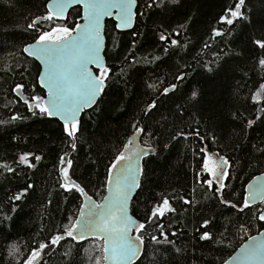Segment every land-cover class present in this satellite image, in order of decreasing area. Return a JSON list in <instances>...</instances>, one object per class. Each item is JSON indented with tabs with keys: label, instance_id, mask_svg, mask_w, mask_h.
I'll use <instances>...</instances> for the list:
<instances>
[{
	"label": "snow or ice",
	"instance_id": "snow-or-ice-1",
	"mask_svg": "<svg viewBox=\"0 0 264 264\" xmlns=\"http://www.w3.org/2000/svg\"><path fill=\"white\" fill-rule=\"evenodd\" d=\"M0 2L8 7L14 6V0ZM41 7L42 13L26 17L24 27L14 30L27 35L22 46L13 44L10 48L0 49L7 53L0 59V73L3 74L0 78L4 83L9 79L12 81L4 99L0 100V111L7 113L6 119H0V125L9 126L27 120L55 123L65 148L58 163L54 164L57 194L62 196L65 204L71 203L73 197L80 203L74 210L66 212V222L55 225L54 231L42 225L39 232L28 240L9 237L11 242L0 244V264H48L45 258L57 254L67 258L65 264H76L81 251L87 264H144L150 246L154 253L162 250L167 254L160 264H172L174 254L187 264L193 257L187 256L186 249L177 244L184 235L183 231H170L171 221L167 224L164 221L177 212L176 203L182 209L200 203L194 195L197 188L202 190L205 200H214L221 207L234 210L237 216L243 214L248 219L233 224L235 233L224 227L217 238V233L212 231L220 227L215 216H202L194 228L193 238L225 248H232L234 239H238L235 254L221 258L219 264H264V230H261L264 229V139L253 143L247 135L248 130H254L258 123L264 124V34L250 41L253 50H258L251 64L252 74L243 70L238 78L232 77L236 81L232 94L239 106L233 105L226 116L230 122L242 125L243 133L235 144L225 145L223 138H218L215 133L211 136L202 133L201 120L188 112L189 104L195 106L199 103L202 95L199 88L185 91L188 99L185 104L175 105V111L170 112L171 121L163 115L156 120L164 99L171 100L176 96L193 75L190 71L192 64L178 63L176 71L171 73V81L167 76H157L155 81L147 83V88L155 95L139 108V117H134L129 125L130 133L119 147L114 148L105 165L99 190L90 194L89 185L74 178V154L81 150L82 114L91 110L88 113L91 119L93 113L99 112V102L107 94L110 82L123 83L127 90L129 69L139 65L159 66L177 51H192L187 22L178 23L176 27L163 23L168 13L185 7L184 0H44ZM247 13V0H233L225 7L217 20L219 27L211 29L210 37L193 56L196 68L212 77L227 74L230 58L243 55L234 51L230 40L238 24L252 23ZM145 16L161 18L154 30L159 54L151 51L137 57L134 52L136 38L144 33L134 29ZM106 20L112 21L115 32L131 31L133 36L132 50L123 56V66L118 71L107 62ZM112 40L113 50L119 48L117 38ZM221 43L224 47L214 49V45ZM209 51L211 59H204ZM9 58L11 63L7 62ZM256 76L259 78H254ZM244 91L247 95L241 99ZM179 98L183 99V96ZM21 105L27 115L21 113ZM186 115L192 116L195 127L188 125ZM181 124L185 126L181 127ZM181 140H194L198 145L192 147L189 164L195 186L188 195L159 193L160 199L146 209L142 218H138L133 213L132 201L138 190H143L142 178L146 171L142 162L163 154ZM209 144L217 145V148L211 150ZM227 147H231L233 153H247L248 158L225 153ZM44 159L42 154L21 152L11 160L0 162V176H19L23 169L35 170ZM245 168L252 174L241 185L242 190L237 191L232 181L239 178L236 172L242 173ZM34 187L29 182L10 195L6 194L9 210L4 212L0 208V235L6 229L14 228L13 214ZM94 195L100 199H94ZM52 203L49 199L47 206ZM257 225V234L252 235L251 229ZM61 249L64 250L61 252ZM149 264H158L155 255Z\"/></svg>",
	"mask_w": 264,
	"mask_h": 264
},
{
	"label": "trees",
	"instance_id": "trees-1",
	"mask_svg": "<svg viewBox=\"0 0 264 264\" xmlns=\"http://www.w3.org/2000/svg\"><path fill=\"white\" fill-rule=\"evenodd\" d=\"M233 0H184L185 7L179 9L178 12H170L164 19V26L176 27L178 23H188L189 31L187 33L192 44V51H177L175 54L167 58L165 63L157 65H139L137 68L129 69L130 83L127 90L123 83L115 81L110 82L107 94L101 97L99 102V112L93 113L92 118H88L89 110L82 116L83 129L81 139V150L74 154V178H78L79 182L88 184L90 194H94L99 190L100 182L105 175V165L107 164L115 147H119L121 142L130 133L129 127L134 117H139V108L143 107L155 93L147 88V83L156 80L157 76L171 81V73L176 71V65L185 62L192 64L193 73L188 81L180 88L179 93L171 100L164 99L160 108V114L156 116V120L161 119V115L167 116L172 120L170 112L175 111L176 104H185L188 96L185 91L199 88L202 91L199 103L192 106L188 105V112L201 120L200 128L202 133L211 136L213 133L220 138L225 145L235 144L243 135L241 132L242 125L236 122H230V118L226 116L229 109L235 105L239 106V102L233 96L235 79L238 78L243 70H249L252 62L255 60L258 50H253L254 46L250 43L251 39L258 38L264 34V0H247L248 15L252 23H240L233 32L230 40L231 47L234 51L243 53L240 57L230 58L229 70L227 74H221L212 77L211 74L202 73L195 67L193 56L200 51L202 44L211 35L213 27H219L217 20L223 13L225 7L231 4ZM44 0H14V6L8 7L0 2V49L10 48L16 44L22 46V42L27 35L14 31L22 29L25 24V18L37 13H42L41 5ZM151 14L149 13V16ZM161 23L160 17L149 19L145 16L140 20L134 31L144 33L143 36L136 38L137 46L134 50L137 57H142L148 52L156 51L159 54V46L155 35V28ZM4 29L8 31L5 32ZM108 35L107 62L118 71L121 61L125 54L132 50L133 36L131 31L125 33L115 32L112 28V21L107 23ZM116 37L119 42V48L113 50V40ZM184 39L183 36L180 37ZM224 47L221 43L214 45V49ZM119 53V58H117ZM5 51H0V59L6 57ZM131 59V57H129ZM204 59H211V51H209ZM11 63V59L8 61ZM234 70V71H233ZM200 72L201 74H196ZM250 71V75H251ZM0 73V77H2ZM258 79L259 77H254ZM18 79V78H17ZM12 81L9 79L4 83V79L0 78V100L4 99L5 91L8 84ZM37 91H41L37 89ZM247 95L244 91L241 93V99ZM183 96V99L179 97ZM22 114L27 115L23 105L20 106ZM7 113L0 111V119H6ZM188 125L195 127L192 122V116L185 117ZM154 127L155 121L153 122ZM181 124V127H184ZM171 129V125H169ZM55 130V131H54ZM247 135L251 142L255 143L264 139V124H257L254 130H248ZM12 137L18 139L13 140ZM198 146L196 141H179L172 148L156 157H148L143 161L146 176L142 178L143 190H138V195L132 202V210L134 215L142 218L147 208L160 199L159 193H176L188 195L191 188L195 186L194 177L192 175L189 164L192 160V147ZM91 147V150H89ZM211 150H215L217 145L209 144ZM65 150L64 145L59 137L58 128L55 123L39 122L35 120H27L14 125H0V162L5 159L11 160L21 152L32 151L37 154L44 155L45 159L35 170L23 169L19 176L5 174L0 176V208L4 212L9 210L6 200V194L10 195L17 191L26 183H33L34 189L30 191L29 196L25 198L20 205L19 210L14 215V228L5 230L0 235V244L11 242V239L23 238L28 240L39 232L41 226L47 229L55 230V225L66 222V212L74 210L80 200L73 197L71 203L65 204L62 196L57 194L56 176L54 164L58 163V157ZM225 153L240 156L241 159H247V153L239 151L233 153L231 147L224 149ZM92 161H96L95 164ZM211 166V165H210ZM27 173V175H24ZM252 172L245 168L244 172H236L239 177L232 181L233 187L237 191H241V185L246 182ZM258 174V173H256ZM28 177H31L29 180ZM195 199L200 203L192 207L185 206L181 208L179 203L174 206L177 208L175 214L169 215L165 219L167 224L171 221L172 228L170 231L180 229L184 235L177 241L178 246L186 249V254L193 257L187 261V264H219L221 258H228L229 254H233L234 250L239 247L238 239H234L232 248L215 245L211 242H200L194 239V228L201 222L200 217L215 216V222L220 226L219 229H212L217 233L223 231L224 227H229L235 233L233 224L245 222L248 217L240 214L237 216L234 210L226 209L218 205L214 200H205L202 190L197 188L194 194ZM232 198V197H229ZM51 199L52 205L47 206V201ZM94 199L99 200L100 196L94 195ZM257 226L252 227L251 234H257ZM263 230V229H261ZM48 233L46 232L45 235ZM203 244V246H201ZM64 249H61L62 252ZM155 255L158 264L162 259L167 258V254L162 250L154 253L153 248H148V258L144 264H149ZM48 264H65L67 258L60 255H54L51 258L46 257ZM76 264H87L86 258L81 251L79 257L76 258ZM172 264H185V261L178 254H174Z\"/></svg>",
	"mask_w": 264,
	"mask_h": 264
},
{
	"label": "water",
	"instance_id": "water-1",
	"mask_svg": "<svg viewBox=\"0 0 264 264\" xmlns=\"http://www.w3.org/2000/svg\"><path fill=\"white\" fill-rule=\"evenodd\" d=\"M108 22H110V20H106V22H105V23H106V26H107V23H108ZM106 44H107V39H106ZM88 111H89V110H88ZM82 116H83V114H82ZM135 197H136V196H134V198H135ZM134 198H133V200H134ZM132 202H133V201H132ZM263 230H264V229H263ZM255 235H256V234H255ZM237 249H238V248H237ZM233 254H235V252H234Z\"/></svg>",
	"mask_w": 264,
	"mask_h": 264
}]
</instances>
